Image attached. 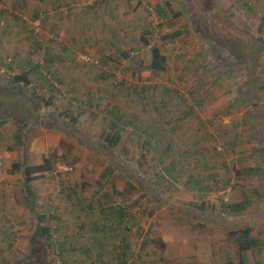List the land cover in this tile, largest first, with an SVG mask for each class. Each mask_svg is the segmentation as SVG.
Masks as SVG:
<instances>
[{
	"label": "rangeland",
	"instance_id": "1",
	"mask_svg": "<svg viewBox=\"0 0 264 264\" xmlns=\"http://www.w3.org/2000/svg\"><path fill=\"white\" fill-rule=\"evenodd\" d=\"M261 15L264 0H0V82L31 79L14 114L0 112V264H118L122 241L124 264H264ZM153 45L166 57L156 74ZM112 107L113 147L101 135ZM166 142L176 180L161 171ZM43 157L51 168L28 186L10 166ZM243 197L244 210L223 211ZM109 205L123 207L120 223ZM35 212L62 256L42 249ZM243 226L256 245L240 263L232 232Z\"/></svg>",
	"mask_w": 264,
	"mask_h": 264
},
{
	"label": "trees",
	"instance_id": "2",
	"mask_svg": "<svg viewBox=\"0 0 264 264\" xmlns=\"http://www.w3.org/2000/svg\"><path fill=\"white\" fill-rule=\"evenodd\" d=\"M164 4L169 7V4L167 1L164 2ZM156 12L161 15L164 13L163 9H161L160 7H156ZM182 12L181 10H178L177 12L172 13V15H179ZM261 21L259 23V29L258 31L260 32L261 29L260 27H262V25L264 26V15H261ZM179 32H177L176 34H178ZM141 39L143 41V43L145 44L147 42L146 38H144L143 36H141ZM258 39L260 40V45L258 47L259 50H262V52L264 53V39L262 37H258ZM207 40L209 41L210 39L207 38ZM123 55L126 56L125 53H123ZM165 55L160 51L159 47L156 45H153L150 48V59L148 64L145 66L149 72L156 74L158 71H162L165 68ZM38 65V63H36ZM28 71H21L19 73H15L11 76L10 80L7 83H2L0 82V112L4 115V116H9L11 114H14V108L12 107V105L10 104L11 100L14 99V95L15 94H19L20 92H22V89H24L26 86H29L31 84V79L28 77ZM14 91V92H13ZM6 102H2L5 101ZM28 100L30 101L32 106H36L38 100L36 97L30 95L28 96ZM49 102L46 100V103ZM108 114H109V119H108V129L104 130L102 132V141L103 143H105L108 146H114L115 144H117V142L120 139V134L118 132V127L116 125L115 120H118L119 117L118 115L115 113L114 107L110 108L107 110ZM126 123L129 124H133L134 122L131 121H127ZM161 131H163L161 128H157L154 131H149V133L147 132V135L149 134V138L151 140H153L154 143H156L159 139V137L157 135L160 134V138H161ZM18 134H15V144L19 147H21L22 142L19 140L18 138ZM170 146V143H165L164 147H162V151H161V155H160V162L162 163L161 166V171L163 172V174L165 176H167L168 178H170L169 180H176L177 176H176V172H175V168L173 166H171V162L168 161L167 163H163V151L165 149H167ZM164 148V149H163ZM8 149H13V146H9ZM154 150H157L156 148H154ZM12 170H18L23 174V182L25 186H28L29 181H31L34 178V175L36 173H41L45 170H49L51 168L50 165V161L43 157L41 162L38 164H34V165H22L21 163L18 162H11L10 164ZM108 169H111L110 165L107 166ZM174 169V170H173ZM191 175V174H190ZM188 175V180L189 182H192L194 184L197 185V190L201 191V192H206L209 191L210 189H212L208 183L203 182L202 180H198L195 176H190ZM190 176V177H189ZM163 179V176H161ZM168 183H171L170 181H168ZM129 186L124 187L125 192L126 193H130L133 189L132 184L128 183ZM224 185H222L223 187ZM249 200L247 197H243L241 200L236 201V202H223L221 204V207L223 208V211L226 214H235V213H239L242 210H244L248 205H249ZM203 203H200L199 207H202ZM110 213L112 214V210H114V220H116L118 223H120L123 220V217L125 215L124 209L122 206L117 205L115 208H113V206L109 205L108 206ZM104 208H101V212H103ZM113 215V214H112ZM54 214H50L49 217H53ZM35 217L38 221V224L36 226V230H35V234L36 237L38 238V242H40V245H42V249L45 248L44 246H50L52 247V251H54L58 257L62 256L63 251L66 250V248L60 243L55 242V240H52V228H50V224H48L45 220H47V216L44 215V213H36L35 212ZM44 221L43 223L41 221ZM250 232V227L249 226H243V227H239L237 229H235L232 234L235 235V243H236V253H237V257H238V261L240 263H242L244 261V257H242V252L245 250H251L252 248L255 247V238H253L252 236L249 235ZM35 237V238H36ZM34 240L33 238L30 239ZM37 242V243H38ZM46 243V245L44 244ZM114 248H116L115 245H113ZM35 249V245H31L30 246V253H32ZM72 249V248H71ZM70 249V250H71ZM118 249V248H117ZM128 249L127 244L123 243L122 241V247L121 249H118L117 251L112 250L115 252V256L117 260H120L118 264H124L125 260L121 259H125L124 256L126 254V250ZM123 256V257H122ZM44 257V256H43ZM22 260V261H21ZM24 261L23 259H20V263L22 264ZM63 264H66L67 261L66 260H62Z\"/></svg>",
	"mask_w": 264,
	"mask_h": 264
},
{
	"label": "built area",
	"instance_id": "3",
	"mask_svg": "<svg viewBox=\"0 0 264 264\" xmlns=\"http://www.w3.org/2000/svg\"><path fill=\"white\" fill-rule=\"evenodd\" d=\"M84 59H88L87 57H84ZM67 169H70L69 167H67V166H61V170L62 171H66Z\"/></svg>",
	"mask_w": 264,
	"mask_h": 264
}]
</instances>
